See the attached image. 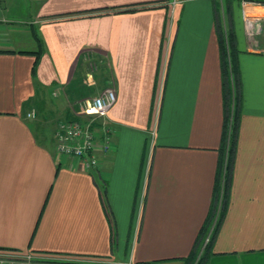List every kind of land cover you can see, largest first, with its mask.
I'll list each match as a JSON object with an SVG mask.
<instances>
[{
	"label": "crops",
	"instance_id": "crops-1",
	"mask_svg": "<svg viewBox=\"0 0 264 264\" xmlns=\"http://www.w3.org/2000/svg\"><path fill=\"white\" fill-rule=\"evenodd\" d=\"M22 2L0 0V249L70 262L187 264L213 204L223 128L216 0H24L25 18ZM248 12L260 16L259 34L242 11L226 18L239 50L241 116L207 264H264V3ZM31 25L43 48L35 78L34 55L21 52L35 51V40L26 49L7 38ZM84 53L82 64L101 57L116 92L103 121L112 149L99 141L90 169L56 151V125L47 138L27 118L46 92L71 90Z\"/></svg>",
	"mask_w": 264,
	"mask_h": 264
},
{
	"label": "trees",
	"instance_id": "trees-1",
	"mask_svg": "<svg viewBox=\"0 0 264 264\" xmlns=\"http://www.w3.org/2000/svg\"><path fill=\"white\" fill-rule=\"evenodd\" d=\"M260 3H264V0H256ZM239 0H221V6L229 21L232 17V10L235 3ZM134 7L125 9L112 10V12L132 11ZM216 33L218 38V45L220 50V69L223 78V94H224V115H223V128L221 135V142L218 149V160L215 175V183L213 188V204L211 205L207 217L199 230L197 240L193 245V248L186 259L187 264H207L211 254V247L214 237L221 225L224 217L230 184L232 176V166L235 157L237 135L239 130V121L241 116V81L239 72V50L236 44V37L233 27L230 23L226 22V18L223 21L220 15L216 0ZM108 13L106 11L96 10L92 15H99ZM31 34L36 42L37 49L35 51H21L22 53H28L34 55L35 61L32 65V77H36V69L38 59L43 51L42 40L37 34L34 26L31 25ZM85 55L82 54L80 60ZM94 60L102 63V59L99 55H95ZM87 62V61H86ZM82 64V60L80 61ZM85 63V62H84ZM80 65V68H82ZM103 66V65H102ZM104 67V66H103ZM79 71L75 72L73 79L71 80V90L80 99L89 96L90 87L81 85V79L78 77ZM77 87V88H76ZM76 90H73L75 89ZM65 118L68 120L76 119V116L70 112ZM94 126L99 127L96 123ZM208 238L205 242V238Z\"/></svg>",
	"mask_w": 264,
	"mask_h": 264
},
{
	"label": "built area",
	"instance_id": "built-area-1",
	"mask_svg": "<svg viewBox=\"0 0 264 264\" xmlns=\"http://www.w3.org/2000/svg\"><path fill=\"white\" fill-rule=\"evenodd\" d=\"M244 22L249 31L258 32L257 21L260 16L248 12V7L254 4H261L256 0H241ZM92 65V64H91ZM96 69V67H94ZM93 71L85 73L86 82L89 85L96 83ZM116 101V92L113 86H105L97 94L81 98L76 103L73 111L76 119L60 121L54 131V144L56 151L66 157L79 161L86 169L98 167L96 155L97 143L100 141L101 149L108 152L112 149V129L104 124V118ZM34 111L27 113V118H32ZM99 124V128L94 126ZM98 128V129H97ZM100 130L102 135L97 137L96 132ZM99 139V140H98ZM39 258L32 252L18 253L0 249V264H31L33 259ZM131 264V263H126Z\"/></svg>",
	"mask_w": 264,
	"mask_h": 264
},
{
	"label": "rangeland",
	"instance_id": "rangeland-1",
	"mask_svg": "<svg viewBox=\"0 0 264 264\" xmlns=\"http://www.w3.org/2000/svg\"><path fill=\"white\" fill-rule=\"evenodd\" d=\"M22 5L24 8L22 9V15L23 18H25V2L24 0H21ZM241 0H239L238 3H235L233 6V12H234V17L236 14L242 11L243 18L245 17L244 15H247V13H243V7L242 3H240ZM218 8L220 10V15L222 16L221 18H226V15L224 11H222L223 7L221 6L220 0H217ZM242 8V9H241ZM241 9V10H240ZM224 10V9H223ZM259 16V15H258ZM244 20V19H243ZM17 25L19 27H22L24 29H28L29 25H25V23H9V25ZM260 30L262 31L263 26L260 24L259 21H257V26ZM27 27V28H26ZM260 31V32H261ZM256 34H259L256 32ZM2 35V33L0 34ZM7 38L11 39H16L17 41L22 43V47L24 48H33L34 46V39L30 33V31L26 32H21V33H12L7 36ZM92 64V65H91ZM105 65L104 63H100L96 60H94V57H92L90 60H87L79 71L78 77L81 79V85L83 86L84 84H87L86 80V71H93V68L96 67L95 70V80H96V85L88 88L90 89L89 95H94L96 94L100 89L104 88L105 86H110V79L108 78L109 76H106L105 70L102 68ZM106 78H103V77ZM84 81V82H83ZM109 82V83H108ZM71 84V83H70ZM77 88V87H76ZM73 89V90H76ZM67 93H66V92ZM54 92V93H52ZM75 94L73 91L69 90V87L67 86V89L63 90V88H59L56 91L52 89L49 92H46L41 98H39L35 103H32V106L30 107L29 111H34V116L32 118H28L33 122V124H36L38 128H41L43 131L44 135L47 138L51 137L52 130L55 125H57L60 121H66L65 117L66 115L70 112L71 114L74 115L73 111L76 109V103L78 100H80L79 97H76V95H70L71 93ZM69 97V98H68ZM28 111V112H29ZM39 130V129H38ZM41 136V131H38L37 135ZM44 141V140H43ZM47 142V140L45 141ZM50 146V144H49ZM39 258L33 259L31 264H96L92 262L91 260H77L75 262H70V261H58V260H51L49 258H40L41 256H38ZM130 263V262H128Z\"/></svg>",
	"mask_w": 264,
	"mask_h": 264
}]
</instances>
